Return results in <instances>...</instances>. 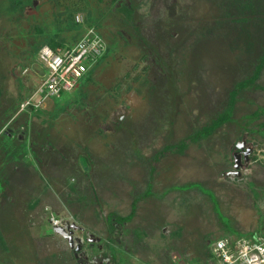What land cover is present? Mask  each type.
I'll return each mask as SVG.
<instances>
[{
    "label": "rangeland",
    "instance_id": "rangeland-1",
    "mask_svg": "<svg viewBox=\"0 0 264 264\" xmlns=\"http://www.w3.org/2000/svg\"><path fill=\"white\" fill-rule=\"evenodd\" d=\"M89 26L105 57L21 109L39 48ZM262 44L264 0H0V264H223L217 238L264 235V66L211 136L153 158L228 108Z\"/></svg>",
    "mask_w": 264,
    "mask_h": 264
},
{
    "label": "built area",
    "instance_id": "built-area-1",
    "mask_svg": "<svg viewBox=\"0 0 264 264\" xmlns=\"http://www.w3.org/2000/svg\"><path fill=\"white\" fill-rule=\"evenodd\" d=\"M106 49V40L94 26L87 27L73 44L41 46L38 56L47 71L34 95L24 101L21 109H37L47 99L77 87L92 65L105 55ZM211 249L223 264H264V235L219 237Z\"/></svg>",
    "mask_w": 264,
    "mask_h": 264
},
{
    "label": "trees",
    "instance_id": "trees-1",
    "mask_svg": "<svg viewBox=\"0 0 264 264\" xmlns=\"http://www.w3.org/2000/svg\"><path fill=\"white\" fill-rule=\"evenodd\" d=\"M253 1L250 3L252 5ZM254 6V3H253ZM243 18V17H242ZM60 42V41H59ZM56 40L51 41L50 43H48L49 45L53 46H57V45H65L67 44V42H61L59 43ZM106 55V54H105ZM105 55L102 57L104 58ZM101 58V59H102ZM258 64L256 65V69L253 71V73L248 76L247 78H245L244 80H241L238 84L237 87L234 88L231 93H230V99H229V106L228 108H226L224 111L219 112V114H217L209 124H206L196 130H194L192 133L188 134L186 136V138L182 139L180 142H178L177 144H170V145H165L162 149H160V151H158L157 153L154 154L153 158L158 159V156H160V154L162 152H164L165 150L168 149H180L183 150L186 145L188 144V140L189 139H201V138H205V137H209L212 135V133L215 131V129L220 126L221 124H223L224 122H226L227 120L230 119L231 114H232V109H233V102L235 100V96L237 95L238 92V88L247 86L250 83H254L258 78L259 75L261 73V70L264 66V44H262L261 47V54L258 55ZM86 76V75H85ZM154 171V166H151V172ZM151 181L148 182V187L147 189L143 192V194H150L151 193V189H152V184L150 183ZM138 200V197L135 198L133 205H132V209L131 212L124 215V214H119L118 212H111L109 214V217L111 219H113L114 216H116L117 219H119L120 221H126V220H130L134 217L135 215V204L136 201ZM3 235L0 231V241L3 240Z\"/></svg>",
    "mask_w": 264,
    "mask_h": 264
},
{
    "label": "water",
    "instance_id": "water-1",
    "mask_svg": "<svg viewBox=\"0 0 264 264\" xmlns=\"http://www.w3.org/2000/svg\"><path fill=\"white\" fill-rule=\"evenodd\" d=\"M237 146L240 147V150L233 152V156L235 158V164H234L235 168L231 170V172L233 173L239 172V169H240L239 167L242 163L243 157L245 160H249L250 158L249 153L252 150V146H246L244 150H241L245 146V143L243 141H238Z\"/></svg>",
    "mask_w": 264,
    "mask_h": 264
},
{
    "label": "flooded vegetation",
    "instance_id": "flooded-vegetation-1",
    "mask_svg": "<svg viewBox=\"0 0 264 264\" xmlns=\"http://www.w3.org/2000/svg\"><path fill=\"white\" fill-rule=\"evenodd\" d=\"M241 150H243V149H241Z\"/></svg>",
    "mask_w": 264,
    "mask_h": 264
}]
</instances>
